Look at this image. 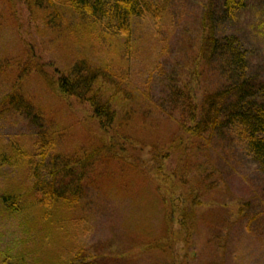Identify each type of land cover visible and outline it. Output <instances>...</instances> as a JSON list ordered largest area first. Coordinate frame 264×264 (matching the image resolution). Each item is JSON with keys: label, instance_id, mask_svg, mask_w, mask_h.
<instances>
[{"label": "rangeland", "instance_id": "374dc122", "mask_svg": "<svg viewBox=\"0 0 264 264\" xmlns=\"http://www.w3.org/2000/svg\"><path fill=\"white\" fill-rule=\"evenodd\" d=\"M25 1L0 0V69L4 68L0 70V142L37 135L34 118L38 112L62 134L55 152L59 160L85 158L112 144L87 172L85 210L64 212L63 228L46 243L51 245L53 237L58 238L62 260L65 256V262L75 264H171L175 258L171 240L178 245L186 236L179 226H168L163 200L169 198V190L163 184L157 190L160 182L155 171L145 175L138 163L151 162L156 152L166 157L152 161L153 168L167 174L177 171L184 180L189 177L198 191L194 204L186 202L195 218L194 230L191 240L184 242L188 244L186 258L178 264H264L261 166L234 127L218 132L209 145L205 137L187 135L191 120L181 108L194 93L203 98L231 84L221 56L201 66L198 62L209 11L219 40L233 42L246 54L251 83L256 89L264 84V0H238L235 10H228L226 0H145L163 11L134 18L129 45L114 20L106 41L96 31L77 32L73 27L81 39L69 29L60 34L51 31L53 35L33 34L37 19ZM64 34L75 42L61 40ZM29 48L35 56L34 66L44 65L41 73H29L23 79L22 88L43 112L35 107L31 115L2 106L20 72L29 68ZM78 57L107 67L116 82L107 85L101 95L117 113L115 123L105 130L93 121L86 104L63 99L44 77L62 74ZM115 91L128 95L121 97ZM117 151L121 158H116ZM0 168V192L8 177L32 183L21 172ZM188 188L184 186L185 194ZM33 219L31 215L30 223H25L21 217L0 215V264L5 260L15 264L26 251L33 255L31 264H41V252L34 253L40 238L32 227ZM79 246L85 248L83 259L77 257Z\"/></svg>", "mask_w": 264, "mask_h": 264}, {"label": "trees", "instance_id": "16d2710c", "mask_svg": "<svg viewBox=\"0 0 264 264\" xmlns=\"http://www.w3.org/2000/svg\"><path fill=\"white\" fill-rule=\"evenodd\" d=\"M237 2L238 0H226V7L228 10H233ZM24 3L37 19V24L31 29L33 34L38 32L60 34L64 29L72 32L73 27L77 32L91 30L94 34L96 31L97 37L106 41L110 39L107 29L114 20L118 33L121 32L127 38L128 45L131 42V23L134 18L142 14L157 16L163 11V8H154L145 0H26ZM70 11L74 14H70ZM210 14L209 11L204 19L205 30L200 43L198 62L201 66L203 61L208 62L221 56L224 67L226 66V71L230 74L231 84L225 89L205 94L203 98L194 93V96H190L182 104L183 112L188 113L189 121L191 120V126L186 128L185 132L190 137H205L207 140L205 143L209 145L218 132L228 126L234 127L239 131L241 138L264 172V84L256 89L251 83L248 77L249 62L246 54L233 42L219 40L214 26L210 23ZM67 17H71L72 21L67 20ZM77 32H72L73 36L81 39ZM62 39L75 42L66 34L61 36ZM26 55L30 60L29 68L20 72L13 91L4 98L2 106L5 107L7 104L12 109L31 115V111L38 106L22 88L23 79L29 73L32 75L41 73L40 70L44 65L34 66L36 60L30 48ZM106 57L110 56L106 55ZM44 77L48 78L50 88H54L63 99L76 100L80 105L86 104L91 118L97 121L102 129L105 130L111 122L112 125L115 123L117 113L112 110L110 100L105 102L101 96L107 85L116 84L112 80V75L107 72V67L97 65L87 58L78 57L62 74L53 77L44 74ZM185 89H190V84H185ZM115 93L118 94L119 91ZM121 93H119L121 97L128 95ZM38 109L43 113L39 107ZM34 119L38 120L37 135L14 136L6 144L0 142V166L11 169L13 174L23 173L27 181L32 179V183L14 180L11 177L5 179L6 184L0 192V215L15 219L21 217L25 223H30L29 219L31 215L33 216L32 227L37 230L40 238L34 253L40 251L39 257L43 259H38L39 263L75 264L72 261L65 262V256L62 260L61 245L56 241L58 238L54 236L51 245L46 243L47 238L52 234L60 233L63 228L61 222L64 212L69 209L73 212L78 208L85 210L82 199L87 172L98 160L101 152L111 149L112 144H105L102 151L96 150L85 158L71 156L70 159L59 160L58 153L55 152L62 134L56 130L51 121L47 123V118L39 115L38 112ZM113 144L116 149L115 140ZM116 153V158H121L120 152ZM157 157L165 159L166 156L154 152L151 162L141 160L138 163L144 174L147 171H155L156 179L160 182V185H156L157 190L161 184L169 190V198L163 200L169 220L168 226L171 228L173 224L179 226L180 232L186 236L185 241L181 240V244L177 245L175 240L170 242L171 253L173 251L175 257L171 264H178L180 260L186 258L184 255L187 254L188 244L184 242L191 240L194 230L195 218L192 212L186 209V202L190 200L194 204L198 191L195 183L190 185L189 177L184 180L177 171L167 174L161 168H153L152 161L158 160ZM50 159L53 166L49 164ZM3 172L6 171L1 172L5 174ZM186 185L189 186V194L184 193ZM207 185L209 188H214L213 185ZM72 220L75 218L72 217ZM56 227L61 228L55 230ZM75 250H78V259L85 257L83 246ZM30 259L33 260V255L31 256L28 251L22 252L15 264H31ZM3 264H7L6 260ZM181 264L186 263L181 262Z\"/></svg>", "mask_w": 264, "mask_h": 264}]
</instances>
